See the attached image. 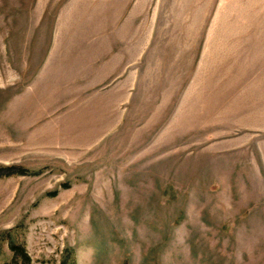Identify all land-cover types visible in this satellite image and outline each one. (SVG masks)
I'll return each mask as SVG.
<instances>
[{
    "label": "rangeland",
    "instance_id": "374dc122",
    "mask_svg": "<svg viewBox=\"0 0 264 264\" xmlns=\"http://www.w3.org/2000/svg\"><path fill=\"white\" fill-rule=\"evenodd\" d=\"M72 263L264 264V0H0V264Z\"/></svg>",
    "mask_w": 264,
    "mask_h": 264
},
{
    "label": "trees",
    "instance_id": "16d2710c",
    "mask_svg": "<svg viewBox=\"0 0 264 264\" xmlns=\"http://www.w3.org/2000/svg\"><path fill=\"white\" fill-rule=\"evenodd\" d=\"M18 174L24 175V174H26V172L24 170H20L18 172ZM11 251L13 252V255L15 257L23 258L25 260V262L28 263V258L21 248L13 246V247H11ZM72 264H74V263H72Z\"/></svg>",
    "mask_w": 264,
    "mask_h": 264
}]
</instances>
